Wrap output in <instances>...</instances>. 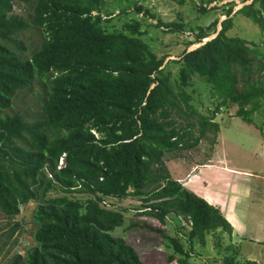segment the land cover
<instances>
[{"label":"trees","instance_id":"obj_1","mask_svg":"<svg viewBox=\"0 0 264 264\" xmlns=\"http://www.w3.org/2000/svg\"><path fill=\"white\" fill-rule=\"evenodd\" d=\"M121 1L145 14L140 0ZM14 4H28L31 19L14 14ZM105 5V0H0V111L35 78L45 77L50 85L40 120L26 124L19 114L0 117V217L7 221L0 227V257H10L5 264H143L132 246L111 234L123 225L125 211L106 208L105 198H136L141 213L162 225L169 215L186 222L185 242L146 226L169 244L170 263L189 264L193 245L205 246L208 234L220 239L232 233L218 208L171 178L163 157L194 148L210 130L217 134L215 115L228 104L237 107L235 117L255 125L253 115L264 109V52L227 36L230 17L213 39L174 61L179 67L172 81L163 58L142 40L141 21L115 29L113 11ZM263 8L264 0H253L236 14L264 31ZM32 27L42 39L24 60L8 43ZM208 37L199 29L188 47ZM194 75L210 86L214 105L207 115H197V136L193 123L178 125L174 118L196 114L186 93ZM256 128L264 140V129ZM33 201L36 246L12 254L10 242L22 231L14 220ZM236 255H227L224 264H257Z\"/></svg>","mask_w":264,"mask_h":264},{"label":"rangeland","instance_id":"obj_2","mask_svg":"<svg viewBox=\"0 0 264 264\" xmlns=\"http://www.w3.org/2000/svg\"><path fill=\"white\" fill-rule=\"evenodd\" d=\"M105 1V9L113 11L111 24L115 29L120 30L121 25L131 19L141 21L142 40L148 45L151 52L158 58H163L164 71L171 74L172 81L176 78L179 67L174 61H178L186 50L198 45L193 44L188 47L189 44L195 42L199 29L207 32L208 38H211L220 30L222 21L230 17L232 22L227 36L243 39L264 52V31L251 19L236 14L237 9L253 0H187L181 5L171 0H140L138 5H142L145 14H137L131 2ZM201 7L205 10L202 11ZM255 8H259V3L255 4ZM121 9H124L126 13L122 14ZM229 11L230 14H228ZM13 12L25 20L31 19L32 16V10L28 4H14ZM261 12L264 16V8L261 9ZM102 14L104 15V12ZM214 22L216 25L213 24ZM41 39V32L32 27L13 38L8 45L20 58L26 60L39 48ZM19 47L21 49H18ZM49 86L47 78H35L29 88L14 94L10 107L0 111V117L19 114L26 124L40 120L42 106L49 94ZM209 88L210 86L203 79L194 75L186 93L190 96V105L196 110V114L183 118H180L178 114L174 115L178 125L187 126L189 123H193L194 127L191 128V131L194 136L198 135L197 115H207L214 108ZM236 110L237 107L231 104L223 106L214 119L219 128L224 129L227 141L223 147L228 154L229 161L235 167L252 169L257 166L261 171H264L263 161L257 158L254 163L252 158L256 141L261 140L256 127L261 126L264 129V109L261 108L253 115L255 125L246 124L235 117ZM219 136L220 130L217 134L210 130L194 148L165 154L163 161L168 162V166L164 164L167 169H170L169 173L171 172L174 176L182 174L187 178L190 169L186 171V165L204 164L207 160L212 159L216 152L215 145L218 143ZM219 158L216 156V161H219ZM47 177H49L48 172ZM55 194L57 193L50 192L48 196H55ZM104 201L110 205L109 209L111 210L125 211L123 225L116 228L111 234L114 237L123 238L127 244L132 246L143 264H176L167 260L172 253L169 244L161 235L147 230V227L161 229L164 234L171 237H183V242H185V234L189 230V225L186 222L169 215L166 225H162L155 218L141 213L143 210L141 202L136 198L128 197L123 200L105 198ZM37 205L38 202L33 201L20 207V212L14 221L21 223L22 231L16 233L15 239L16 243L21 239L23 245L16 247V243L13 244L11 241L12 254L20 252L23 255L28 249L36 246L33 240L36 226L32 216ZM6 223L7 221L0 217V227L5 226ZM216 235L208 234L205 246L198 243L193 245L188 260L189 264H224L223 258L227 255L238 254L237 251L235 252V248L230 246V242L221 236L222 234L220 239ZM228 247L229 249H227ZM8 258L10 257L1 256L0 264H5Z\"/></svg>","mask_w":264,"mask_h":264},{"label":"crops","instance_id":"obj_3","mask_svg":"<svg viewBox=\"0 0 264 264\" xmlns=\"http://www.w3.org/2000/svg\"><path fill=\"white\" fill-rule=\"evenodd\" d=\"M219 130L212 159L204 164L186 165V171L190 169L187 178L170 172L171 178L220 210L232 228L230 236H221L235 248L239 260L264 264V171L257 166H233L223 147L227 141L224 129ZM260 138L252 151L254 163L257 158L264 163V140L261 135ZM164 163L168 166L167 161Z\"/></svg>","mask_w":264,"mask_h":264},{"label":"built area","instance_id":"obj_4","mask_svg":"<svg viewBox=\"0 0 264 264\" xmlns=\"http://www.w3.org/2000/svg\"><path fill=\"white\" fill-rule=\"evenodd\" d=\"M62 166H63V157H61L60 160H59L58 168H60V167H62ZM49 177H51L50 174H49ZM103 204H104V206H105L106 208H109V207H110V205H109L108 203H106V201H103ZM13 240L16 241L15 236H14ZM21 245H23V243H22V240L19 239V241H17V243H16V247H19V246H21ZM17 253L21 254L20 252H17ZM175 263L178 264L177 262H175Z\"/></svg>","mask_w":264,"mask_h":264},{"label":"water","instance_id":"obj_5","mask_svg":"<svg viewBox=\"0 0 264 264\" xmlns=\"http://www.w3.org/2000/svg\"><path fill=\"white\" fill-rule=\"evenodd\" d=\"M251 3H252V1H251L249 4H251ZM249 4H245V5H249ZM245 5H242L239 9H241V8H242L243 6H245ZM239 9H237V10H239ZM215 36H216V35H215ZM215 36H213V37H211V38L203 39L202 42H201L200 44H198V45L195 46V47H192V48H191L190 50H188L187 52L192 51V50H194V49H196V48L202 46V45L205 44L207 41L213 39Z\"/></svg>","mask_w":264,"mask_h":264},{"label":"clouds","instance_id":"obj_6","mask_svg":"<svg viewBox=\"0 0 264 264\" xmlns=\"http://www.w3.org/2000/svg\"><path fill=\"white\" fill-rule=\"evenodd\" d=\"M20 210V209H19Z\"/></svg>","mask_w":264,"mask_h":264}]
</instances>
